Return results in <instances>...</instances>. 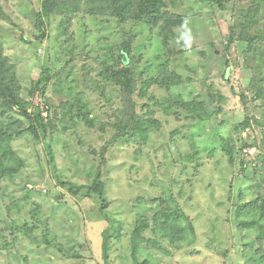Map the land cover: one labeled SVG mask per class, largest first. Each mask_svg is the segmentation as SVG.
<instances>
[{"label": "rangeland", "instance_id": "1", "mask_svg": "<svg viewBox=\"0 0 264 264\" xmlns=\"http://www.w3.org/2000/svg\"><path fill=\"white\" fill-rule=\"evenodd\" d=\"M181 2V7L174 11L183 13L186 26L182 39L189 43V51L172 57L168 67L193 82H185L170 92L152 86L139 96L135 94L133 100L138 114L155 120L156 124L149 127L146 142H120L105 158L103 180L109 202L108 216L120 222L122 234L109 244L110 264H133L129 236L134 217L140 213L136 199H143L146 209H157V204H150V200L164 196H171L191 219L195 229L194 244H182L176 250L170 246L166 254L144 243L138 254L139 261L147 260L149 264L239 263L233 210L255 197L259 178L257 175L253 182L235 168L230 169L220 141L215 139H235L232 128L244 116L237 92L247 85L253 74L250 69L253 63H244V43L236 42L229 51H224L225 35L241 5L230 4L221 11L204 5L201 0ZM40 3L41 0H0L4 14L9 17L8 22L0 18V44L4 55L15 65L24 87L38 79L43 64H47L55 76L58 74L61 82H65V73L70 72L68 80L84 93L91 116L101 122L108 120L111 108L120 106L118 94L110 85L105 86V96L101 98L84 91L82 66L85 64L92 69L91 76L95 77L94 70L99 68L95 56H102L107 42L118 44L129 35L135 36L130 47L139 81L155 79L160 74L159 65L171 57L163 54L158 29L149 30L131 21L117 24L114 19H107L104 22L78 14L70 28L74 44L80 50L89 51L91 57L87 62L76 59L67 70L63 59L56 56V21L48 27L45 39L40 41L34 37L35 29L28 14L39 11ZM202 83L211 93L222 94L225 101L220 105L218 119L198 123L169 101L171 95L179 93L185 101H191L197 94L205 98L208 90L203 89ZM48 89L47 98L51 102L57 104L66 99L65 94L55 96L51 85ZM40 103L35 97L33 105ZM147 112L151 115H146ZM221 120L223 125L217 127ZM216 127L218 137L214 134ZM53 136L50 146L56 171L48 164L45 142H36L24 135L12 144L25 165L13 183L0 185V264H102L101 233L109 223L100 217L93 199L74 197L59 187L53 172L76 185L88 184L99 162L97 153L110 132L101 134L77 125L65 131L62 127L56 128ZM239 137L250 143L259 133L257 129L248 128ZM94 150L97 153L93 154ZM194 151L198 152L196 161L184 159ZM243 153H247L245 161L248 162L256 150L246 148ZM261 186L264 195V183ZM238 194H243L244 198L239 200ZM59 197L61 199L57 200ZM24 226L32 227L30 235L21 231ZM47 239L62 245L63 250L57 251L46 243ZM222 252H226V256H222Z\"/></svg>", "mask_w": 264, "mask_h": 264}, {"label": "trees", "instance_id": "2", "mask_svg": "<svg viewBox=\"0 0 264 264\" xmlns=\"http://www.w3.org/2000/svg\"><path fill=\"white\" fill-rule=\"evenodd\" d=\"M201 3L221 11L227 9L230 4L241 5L236 11L234 23L228 27L225 35L224 51H229L236 42L244 43L246 45L242 52L244 63H253L250 66L253 74L247 85L237 92L244 116L232 128L236 134L235 139L220 137L215 140L220 141L221 151L230 169L235 168L253 182H256L258 175L255 197L244 202L241 208L235 206L233 222L238 237L236 248L238 264H264V224H261L264 221V195L261 194V183H264V0H201ZM181 4V0H41L39 11L28 14L35 29L34 37L40 41L46 38L48 27L56 21L58 43V46H55L56 56L63 59L67 70H70L69 64L76 59L87 62L91 57L89 51L80 50L74 44L70 28L72 20L78 14L96 20L99 18L104 22L107 19H114L117 24L131 21L149 30L158 29L157 35L163 46V54L171 57L159 65L160 74L153 80L139 81L130 47L135 38L132 35L118 44L107 42V46L102 49V56H95L99 65V68L94 70L95 77L91 76L92 69L85 64L82 66L84 74L81 87L84 91L101 98L105 96V86L110 85L118 94L120 106L111 108V114L107 115L108 120L103 122L91 116L92 110L84 93L70 83L68 79L71 74L68 71L65 73V82H61L58 80L59 75L55 76L52 69L43 64L38 79L31 81L27 87L22 86L15 65L4 55L0 44V185L4 182L13 183L25 165L23 158L12 146L15 140L24 135L36 142L42 141L47 144L48 164L56 171L55 158L50 146L56 128L62 127L65 131L66 128L81 125L101 134L110 132L108 140L98 153L93 151V154L97 153L99 162L92 170L88 184L76 185L65 178L60 179L56 172H53L59 187L74 197L93 199L99 207L100 217L109 223L101 233L102 264H110L111 240L122 235L120 222L108 216L109 202L106 197V183L103 180L106 155L113 146L123 141L146 142L149 127L156 124L155 120L143 118L138 114L133 97L135 94L139 96L152 86L170 92L172 88L180 87L185 82H193L188 76L187 79H183L168 67V61L172 57L189 51V43L182 39L186 26L183 13L175 12ZM0 18L9 21L1 5ZM227 71L223 73L224 80ZM49 85L52 86V93L55 96L65 94L66 99L57 104L51 102L47 98ZM202 87L208 90L204 93L205 98L197 94L191 101H185L179 93L170 96V105L182 109L187 116L198 120V123L218 119L220 105L224 103L225 98L218 91L211 93L210 88L206 89L204 83ZM35 97L41 101L39 106L33 105ZM212 104L215 105L210 108ZM148 114L151 115L150 112L146 113ZM223 123L222 120L218 121L217 127ZM217 127L214 128L216 137ZM248 128L257 129L259 133V137H254L250 143L239 137L240 133ZM246 148L256 150L248 162L245 161L247 153H243ZM197 153L194 151L184 159L196 161ZM59 172L57 171L58 174ZM251 174L253 176H250ZM29 193L24 197L25 200ZM238 198L242 200L243 194H238ZM59 199L61 198H57ZM136 200L140 213L134 217V226L129 236V253L133 264H149L147 260H138L144 243L152 249H161L166 254L169 253L170 246L176 250L182 244H194V225L181 207L174 203L171 196L151 199L149 203L157 204V209H146L143 206V199ZM35 210L38 211V207ZM32 230V227L24 226L21 231L30 235ZM46 243L59 252L63 250L62 245L53 240L47 239ZM225 253L222 252V256H226Z\"/></svg>", "mask_w": 264, "mask_h": 264}]
</instances>
